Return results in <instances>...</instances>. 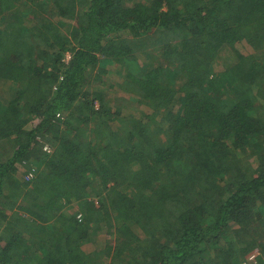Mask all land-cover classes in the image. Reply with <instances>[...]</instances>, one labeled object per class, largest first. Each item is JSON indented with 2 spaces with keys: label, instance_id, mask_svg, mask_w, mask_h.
<instances>
[{
  "label": "trees",
  "instance_id": "obj_1",
  "mask_svg": "<svg viewBox=\"0 0 264 264\" xmlns=\"http://www.w3.org/2000/svg\"><path fill=\"white\" fill-rule=\"evenodd\" d=\"M0 230V264H264V0H0Z\"/></svg>",
  "mask_w": 264,
  "mask_h": 264
},
{
  "label": "rangeland",
  "instance_id": "obj_2",
  "mask_svg": "<svg viewBox=\"0 0 264 264\" xmlns=\"http://www.w3.org/2000/svg\"><path fill=\"white\" fill-rule=\"evenodd\" d=\"M239 49H241V51H244L245 52L247 50V47H241L240 46ZM248 50H249V48H248ZM134 65L137 66V64H132L131 67H130V65H129V67L133 70ZM107 70L108 71L106 72V78L109 79L110 82H115V83L121 82L120 81V78L118 77L119 76V73L117 74L118 69L116 70V69L110 67ZM0 232H1V230H0Z\"/></svg>",
  "mask_w": 264,
  "mask_h": 264
},
{
  "label": "built area",
  "instance_id": "obj_3",
  "mask_svg": "<svg viewBox=\"0 0 264 264\" xmlns=\"http://www.w3.org/2000/svg\"><path fill=\"white\" fill-rule=\"evenodd\" d=\"M45 148H47V147H45Z\"/></svg>",
  "mask_w": 264,
  "mask_h": 264
}]
</instances>
